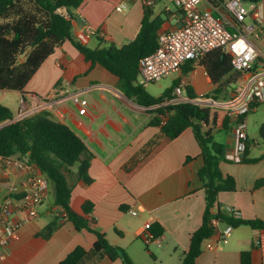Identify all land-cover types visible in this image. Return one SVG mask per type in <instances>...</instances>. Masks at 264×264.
Wrapping results in <instances>:
<instances>
[{
	"label": "crops",
	"instance_id": "0c3cea01",
	"mask_svg": "<svg viewBox=\"0 0 264 264\" xmlns=\"http://www.w3.org/2000/svg\"><path fill=\"white\" fill-rule=\"evenodd\" d=\"M122 1L85 0L72 12L73 39L91 48L102 47L104 43L123 46L132 41L143 20L144 7L136 0L120 13L116 7ZM154 11L160 14L162 10L156 11L155 7ZM175 25L174 17H168L161 30ZM91 29L105 36L91 35ZM259 50L261 54L253 73L264 78V55ZM190 65L188 62L176 72L175 86L184 81L197 97L194 102L201 100V95L209 99L207 95L214 89L211 78L199 62H193L195 73L188 79L185 68ZM200 71L205 74L201 75L205 87L196 76ZM243 83L239 80V87ZM16 93L21 105L23 100L32 114L46 110L52 120L69 126L94 156L89 167L91 184L79 178L76 168L66 173L73 186L70 206L80 212L86 201L92 202L94 212L90 217L96 219V227L107 234L110 244L123 248L134 264H181L191 235L203 223L206 205L198 177L203 159L192 129L173 140L164 136L160 126L149 125L153 116L150 112L157 107L138 105L120 89L119 78L102 66L89 70V64L71 41L55 50L23 93ZM75 95L88 101L86 113H80L79 105L73 100ZM184 98L190 100L188 94ZM209 100L213 104L205 106L214 107L217 113L215 140L224 145L225 154L229 153L235 144V133L233 128L223 130L222 125L232 98L227 103ZM257 110L258 106L250 113ZM250 113L244 118L252 143L248 158H254L252 148L263 150L259 156L263 158L255 164L221 163L223 173L235 178L237 190L221 193L219 202L225 208L238 209L243 219L264 220V187L255 188V183L264 179V141L260 130L259 133L250 130ZM14 115L18 119V114ZM188 157L193 160L187 163ZM27 177L24 171L10 167L0 187V203L8 194L25 191ZM38 211V217L20 230L19 239L1 250L0 264H58L77 246L88 250L79 264H123L120 259L111 261L104 252L92 250L95 235L86 230L77 231L65 218L61 207L55 204L52 184ZM132 211L137 214L133 215ZM56 219L57 230L51 237L43 236L45 228ZM153 223H159L164 233L149 242L147 228ZM223 230L221 223L215 235L204 243L196 264H240L242 252L251 250L256 252L255 264H264V230L242 226L221 242Z\"/></svg>",
	"mask_w": 264,
	"mask_h": 264
},
{
	"label": "trees",
	"instance_id": "16d2710c",
	"mask_svg": "<svg viewBox=\"0 0 264 264\" xmlns=\"http://www.w3.org/2000/svg\"><path fill=\"white\" fill-rule=\"evenodd\" d=\"M84 1L0 0V91L23 93L29 81L55 50L66 41H71L89 64V70L100 65L117 76L120 89L138 105L149 108L173 101L152 110L149 125L160 126L162 134L171 140L189 128L194 133L203 159L198 177L205 193L206 205L203 223L191 235L189 249L182 254L181 264H196L204 243L215 235L221 223L224 226L231 225L234 229L249 226L264 230V220L237 217L219 202L221 193L237 190V182L221 169V163L230 161L226 159L224 145L215 140V108L195 103L197 97L190 88H186L190 102H178L172 96L175 86L156 98L138 82L140 60L157 49L159 32L171 13L164 9L162 13L165 19L161 14H156L154 9L143 6L144 17L132 41L123 46L104 43L102 47L90 48L75 41L72 33V12ZM245 1L256 3L261 0ZM191 63L185 72L192 71ZM199 64L205 68L214 85L207 98L214 102H228L232 98L230 86L241 78L234 71L232 56L222 50H215L201 59ZM259 104L253 102L249 112L240 116V121ZM5 123L0 128V156L26 160L48 177L54 189L55 204L61 207L65 218L73 223L77 231L86 230L95 235L93 251L104 252L111 261L120 259L123 264H134L123 248L110 244L107 234L96 227V219L90 217L94 212L92 202L86 201L80 212L70 206L73 186L69 184L66 173L76 168L85 184L89 185L93 181L89 167L94 156L86 143L69 126L52 120L46 110L15 120L13 112L0 103V125ZM233 126L227 116L222 125L223 130L229 131ZM260 137L264 141V124L260 127ZM251 146L248 139L242 163L254 164L263 158H248ZM192 160L188 157L187 163ZM263 187L264 179L255 183L256 189ZM121 209L124 207L121 206ZM57 227L56 219L45 228L42 235L51 237ZM147 232L157 239L163 235L164 228L159 223H153L148 226ZM87 254L86 248L77 246L58 264H79ZM256 260L255 250L245 251L241 254L240 264H255Z\"/></svg>",
	"mask_w": 264,
	"mask_h": 264
},
{
	"label": "built area",
	"instance_id": "2783aa9c",
	"mask_svg": "<svg viewBox=\"0 0 264 264\" xmlns=\"http://www.w3.org/2000/svg\"><path fill=\"white\" fill-rule=\"evenodd\" d=\"M136 0H123L116 7L117 12L126 11ZM143 6L154 9L160 0H138ZM176 11L169 7L165 10L174 17L176 25L161 30L158 47L140 60V76L146 83L159 81L182 69L188 62H200L207 54L222 50L232 56L234 71L241 75L244 83L233 92L231 104L227 105V115L233 122L235 144L226 159L233 163H242L248 141L247 126L240 116L249 112L253 102H264V78L253 73L254 64L260 57L257 42L264 40V0L248 3L245 0H169ZM178 9V10H177ZM251 19V24H247ZM91 35L104 37V33L91 29ZM186 83L180 81L173 89L174 101L190 102L183 97ZM73 100L79 105L80 113L87 111L88 101L77 95ZM165 101L156 107L169 104ZM200 105H211L209 99L196 101ZM227 103V102H226ZM33 112L27 110L22 100L18 119ZM15 167L27 173L28 186L21 193L8 194L0 203V252L12 241L19 239L24 225L38 217L39 207L48 198L50 181L37 166L17 157L0 156V187L8 169ZM239 217L238 209L228 208ZM136 215V211H132ZM234 228L225 226L220 241L225 242ZM147 240H156L148 236ZM259 245V241H257Z\"/></svg>",
	"mask_w": 264,
	"mask_h": 264
},
{
	"label": "rangeland",
	"instance_id": "374dc122",
	"mask_svg": "<svg viewBox=\"0 0 264 264\" xmlns=\"http://www.w3.org/2000/svg\"><path fill=\"white\" fill-rule=\"evenodd\" d=\"M165 7H169L173 12L176 11V7L175 5L170 2L169 0H160L159 4L156 6V11H163L165 9ZM161 11V15L163 18L166 19L165 14L162 13ZM247 24H251V19H247ZM174 23V21H173ZM257 45H259V48L261 49V51L263 52L264 55V40L259 41L257 43ZM91 48V47H90ZM264 59V56H263ZM83 63V62H81ZM194 71L192 72H185V76L188 79H191V77L194 75ZM178 73H173L159 81L156 82H152V83H146L144 81V79L139 76V82L145 87V90L153 97H161L163 96L166 91L170 88H172L173 86H175L176 81L175 79L177 78ZM201 75H203V77L205 76L204 72H198V74L196 75L198 77V79H200L201 83L203 84V86H206L205 80L203 79V77H201ZM239 85L238 83H234L232 86H230L229 91H230V96L233 94V92H236L239 89ZM187 93L186 91H184L183 93V97H186ZM199 98L201 99H205L204 95H201ZM0 102L1 104H3L4 106L8 107L12 112H14V114H18L20 109L22 108V105L20 103V99H19V94H17L16 92H3L0 91ZM220 113H223V109L222 108H218ZM250 117V130L252 132H258L260 130V127L257 126H262V124H264V102H261L258 106V110L255 113H250L249 114ZM253 137V134H252ZM253 138H256V136L254 135ZM251 156L254 158H259V156L261 155V153L263 152V150L258 149V148H252L251 149ZM258 163V162H257ZM255 164V163H254ZM262 180V179H260ZM225 228V226H224ZM152 247V245H150Z\"/></svg>",
	"mask_w": 264,
	"mask_h": 264
},
{
	"label": "water",
	"instance_id": "95a60500",
	"mask_svg": "<svg viewBox=\"0 0 264 264\" xmlns=\"http://www.w3.org/2000/svg\"><path fill=\"white\" fill-rule=\"evenodd\" d=\"M16 120V119H15ZM7 123L3 124V125H0V128H2L4 125H6Z\"/></svg>",
	"mask_w": 264,
	"mask_h": 264
}]
</instances>
